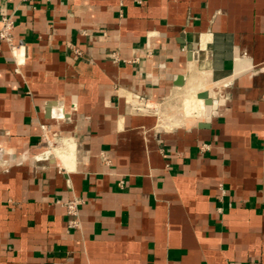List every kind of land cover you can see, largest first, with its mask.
Listing matches in <instances>:
<instances>
[{
    "label": "crops",
    "instance_id": "0c3cea01",
    "mask_svg": "<svg viewBox=\"0 0 264 264\" xmlns=\"http://www.w3.org/2000/svg\"><path fill=\"white\" fill-rule=\"evenodd\" d=\"M2 16L0 264H264V0H0ZM201 72L202 125L132 108Z\"/></svg>",
    "mask_w": 264,
    "mask_h": 264
},
{
    "label": "built area",
    "instance_id": "2783aa9c",
    "mask_svg": "<svg viewBox=\"0 0 264 264\" xmlns=\"http://www.w3.org/2000/svg\"><path fill=\"white\" fill-rule=\"evenodd\" d=\"M2 29L0 30V38L5 39L7 41H11L12 39V28H13V20L10 17L2 16ZM74 52L77 55H81V49L74 47ZM200 93V92H199ZM198 93V94H199ZM186 96L184 92V88H180L176 90L171 97L168 99H164L162 101L152 99L145 95L141 94H133L132 96V108L136 111L147 112L156 115L157 117V127L162 130H171L177 127H186L193 124H199L201 121L205 120L207 115L203 117L197 116L195 111L187 106L185 103ZM44 128V139L48 144V149L43 153L45 158L50 156V150L53 148L54 142L47 135L46 127ZM67 208L71 215L77 216L78 214V203L74 200L67 202ZM72 225H77L76 222H72ZM55 264H66L63 262H58Z\"/></svg>",
    "mask_w": 264,
    "mask_h": 264
},
{
    "label": "bare ground",
    "instance_id": "6f19581e",
    "mask_svg": "<svg viewBox=\"0 0 264 264\" xmlns=\"http://www.w3.org/2000/svg\"><path fill=\"white\" fill-rule=\"evenodd\" d=\"M210 87H212V84L207 81L205 73L201 72L198 81L193 85H189L187 87L188 91L185 98V103L189 107L187 108V111L188 109H192V111H195V114L200 117H203L204 115H209L211 106L210 104H207L205 102L204 98L199 97L198 93L202 91H210L213 95V87L211 89L202 90L203 88Z\"/></svg>",
    "mask_w": 264,
    "mask_h": 264
},
{
    "label": "water",
    "instance_id": "95a60500",
    "mask_svg": "<svg viewBox=\"0 0 264 264\" xmlns=\"http://www.w3.org/2000/svg\"><path fill=\"white\" fill-rule=\"evenodd\" d=\"M178 82L180 84H182L184 82V77H180L179 80H178ZM198 96L201 97V98H204L205 99V102L207 104H211L213 102V98H212L213 95H212V93L210 91H202V92H200L198 94ZM202 124L203 123H200V125H202Z\"/></svg>",
    "mask_w": 264,
    "mask_h": 264
},
{
    "label": "rangeland",
    "instance_id": "374dc122",
    "mask_svg": "<svg viewBox=\"0 0 264 264\" xmlns=\"http://www.w3.org/2000/svg\"><path fill=\"white\" fill-rule=\"evenodd\" d=\"M193 74H194V73H193ZM193 74H192V75H193ZM196 74H198V73H196ZM187 91H188V89H187V87H185V88H184V92H185V94H187ZM184 98H186V96H184Z\"/></svg>",
    "mask_w": 264,
    "mask_h": 264
}]
</instances>
